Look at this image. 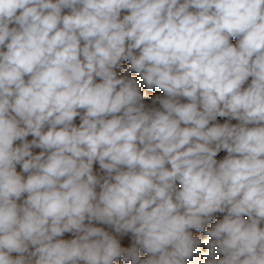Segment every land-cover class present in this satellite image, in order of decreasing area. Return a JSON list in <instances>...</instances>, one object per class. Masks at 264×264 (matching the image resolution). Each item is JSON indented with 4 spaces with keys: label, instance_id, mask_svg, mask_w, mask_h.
Instances as JSON below:
<instances>
[{
    "label": "clouds",
    "instance_id": "clouds-1",
    "mask_svg": "<svg viewBox=\"0 0 264 264\" xmlns=\"http://www.w3.org/2000/svg\"><path fill=\"white\" fill-rule=\"evenodd\" d=\"M215 213L264 264V0H0V264H186Z\"/></svg>",
    "mask_w": 264,
    "mask_h": 264
},
{
    "label": "bare ground",
    "instance_id": "bare-ground-1",
    "mask_svg": "<svg viewBox=\"0 0 264 264\" xmlns=\"http://www.w3.org/2000/svg\"><path fill=\"white\" fill-rule=\"evenodd\" d=\"M67 11V10H65ZM124 14H127L125 11H122V16ZM232 43H236V40H234V38H232ZM129 68V62L128 61H123L122 62V65L120 68H117L116 71L118 73V77L119 76H127L128 78H134L137 80V83L140 85V89H141V92L142 94L144 95L145 97V100H144V103H145V106L146 108H159L160 105H159V101H156L155 103H153V97L155 96H161L163 97L164 96V93L162 92V90L158 89V88H154L152 90H148L144 84H143V81L142 79L139 77V75L135 72H132V71H129L128 70ZM99 82V81H97ZM182 102H188L186 99H182ZM74 123L78 126L79 123H80V120H79V117H77L74 121ZM27 139L29 141H31V139H33V137L30 135L29 137H27ZM17 144H20L21 142L20 141H17L16 142ZM33 151V154H39V152L41 151L40 149H37V148H33L32 149ZM17 171L20 172L22 175H24L25 177L27 176L26 173H22L21 171V167L18 165L17 166ZM93 171H94V174L98 175V176H103L105 175V173L103 171L100 170V167H99V164L98 162L94 163L93 165ZM179 186V185H178ZM97 191H99V187H97ZM25 198H26V194H25ZM23 199V198H22ZM19 202H22V201H19ZM245 219H248L247 216L244 217ZM85 223H88V221H85ZM217 222H213V227L215 226ZM92 226H95V227H101L103 228L105 231H108L109 234H119V233H116L114 231V229L108 225H105V224H101L99 222H96V221H93L92 222ZM261 227H264V223H262L260 225ZM212 227V228H213ZM123 235V234H122ZM198 237V236H197ZM74 238V234L73 233H65L63 236L61 237H58V239H72ZM212 238L208 239L207 241H205L201 248L199 249L200 245H198L196 251L194 252L193 256L191 259H189L186 264H205V261L208 260L210 257L207 255L208 253V242L209 240H211ZM19 254L17 253H13L12 256L13 258H15L16 256H18ZM147 256V255H146ZM216 259H221L223 258V254L222 253H216V256H215ZM114 264H129V262H121V261H118L117 259L114 261Z\"/></svg>",
    "mask_w": 264,
    "mask_h": 264
},
{
    "label": "rangeland",
    "instance_id": "rangeland-1",
    "mask_svg": "<svg viewBox=\"0 0 264 264\" xmlns=\"http://www.w3.org/2000/svg\"><path fill=\"white\" fill-rule=\"evenodd\" d=\"M235 40V38H234ZM251 82V77L249 78V80L246 82V84L244 85V87H247V85ZM225 122H229V123H232V124H236L238 123V121L236 120H229L227 117H218L216 121L214 122H210V126L212 123H220V124H223ZM227 155V152L226 150H222L216 157V159L218 161L222 160L225 156ZM224 215H226V213H215L213 214V217H212V220L211 222H209L208 224L205 225V231L204 232H201L197 229H191L190 231H192V234L194 237H199L200 238V247L199 249L201 248L202 244L207 241L208 239H210V237L207 236L206 232L207 230L211 229L213 227V222H218L220 220L223 219ZM121 244V247L127 249V248H130L133 246L134 244V237L131 233H127V234H112ZM148 254L145 253L142 249L140 250V257L141 259H146ZM118 261H121V262H127V261H123L122 258H117Z\"/></svg>",
    "mask_w": 264,
    "mask_h": 264
}]
</instances>
